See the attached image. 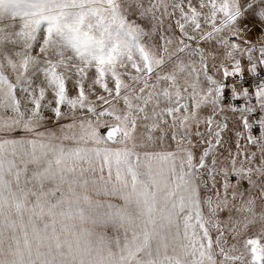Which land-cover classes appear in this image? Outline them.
<instances>
[{"label":"snow or ice","instance_id":"6c2138e0","mask_svg":"<svg viewBox=\"0 0 264 264\" xmlns=\"http://www.w3.org/2000/svg\"><path fill=\"white\" fill-rule=\"evenodd\" d=\"M0 264H264V0H0Z\"/></svg>","mask_w":264,"mask_h":264}]
</instances>
